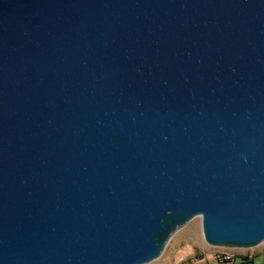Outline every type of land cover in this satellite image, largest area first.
<instances>
[{
  "label": "water",
  "instance_id": "95a60500",
  "mask_svg": "<svg viewBox=\"0 0 264 264\" xmlns=\"http://www.w3.org/2000/svg\"><path fill=\"white\" fill-rule=\"evenodd\" d=\"M196 216L264 243V0H0V264H147Z\"/></svg>",
  "mask_w": 264,
  "mask_h": 264
},
{
  "label": "rangeland",
  "instance_id": "374dc122",
  "mask_svg": "<svg viewBox=\"0 0 264 264\" xmlns=\"http://www.w3.org/2000/svg\"><path fill=\"white\" fill-rule=\"evenodd\" d=\"M263 251L264 243L254 248L209 245L203 235L202 217L196 216L173 235L161 257L147 264H264ZM223 253L231 254V259H221Z\"/></svg>",
  "mask_w": 264,
  "mask_h": 264
},
{
  "label": "built area",
  "instance_id": "2783aa9c",
  "mask_svg": "<svg viewBox=\"0 0 264 264\" xmlns=\"http://www.w3.org/2000/svg\"><path fill=\"white\" fill-rule=\"evenodd\" d=\"M262 257L264 258V251L262 252ZM231 254H229V253H223L222 255H220V258L221 259H224V260H230L231 259ZM251 258H253V256H250ZM252 263H254V262H252Z\"/></svg>",
  "mask_w": 264,
  "mask_h": 264
},
{
  "label": "bare ground",
  "instance_id": "6f19581e",
  "mask_svg": "<svg viewBox=\"0 0 264 264\" xmlns=\"http://www.w3.org/2000/svg\"><path fill=\"white\" fill-rule=\"evenodd\" d=\"M263 244V243H262ZM261 245V244H260Z\"/></svg>",
  "mask_w": 264,
  "mask_h": 264
}]
</instances>
